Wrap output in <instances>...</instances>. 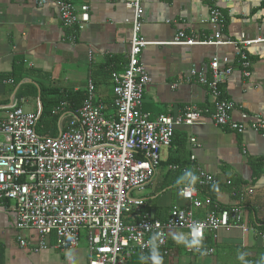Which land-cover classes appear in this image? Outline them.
<instances>
[{"label":"crops","instance_id":"obj_1","mask_svg":"<svg viewBox=\"0 0 264 264\" xmlns=\"http://www.w3.org/2000/svg\"><path fill=\"white\" fill-rule=\"evenodd\" d=\"M36 1L0 0V80L12 81L0 85V104L15 95L22 111L33 113L36 101L40 102V88L45 93L50 89L82 92L89 79L96 99L109 103L112 82L102 67L109 64V70L119 74L125 67L133 19L128 4L132 0H69L78 15L87 19L76 33L74 45L69 43L70 32L62 27L57 7L50 3L38 7ZM84 6L88 7L87 13L81 11ZM141 6L140 34L153 44L140 54L150 78L142 110L151 120L160 115L178 116L186 107L212 110L205 90L184 82L192 66H207L212 58L226 61L233 68L221 87L225 99L235 106L233 118L239 120L240 113H247L264 119V43L245 49L252 63L248 78L242 76L232 45L170 44L180 31L201 40L211 37L215 31L208 23L211 8L218 9L225 18L224 39L257 40L264 35V0H143ZM46 132L54 134L55 124ZM191 138L197 146L189 143ZM159 156L155 177L139 194L151 213L156 215L160 210L166 218L171 208L189 206L175 184L182 173L169 170V166L188 165L194 156L195 163L220 182L218 190L203 189L200 199L207 197L222 208L239 207L250 228L248 232L220 229L214 239L206 235L204 246L214 250L210 256L185 253L184 246L177 245L171 233L168 247L177 255L176 264H241L238 252L248 253L246 260L257 264L264 255V139L249 130L236 135L217 128L203 115L192 126L176 127L172 147L160 150ZM255 162L262 164L257 176L251 165ZM227 181L231 185L227 186ZM12 208V203L0 207V264H69V250L34 253L29 248L21 249L19 237L34 243L36 235L33 231L17 232ZM205 213L196 210L195 217L203 219ZM71 251L76 256L75 264H88L85 243Z\"/></svg>","mask_w":264,"mask_h":264},{"label":"built area","instance_id":"obj_2","mask_svg":"<svg viewBox=\"0 0 264 264\" xmlns=\"http://www.w3.org/2000/svg\"><path fill=\"white\" fill-rule=\"evenodd\" d=\"M142 2L132 0L128 4L133 11L129 52L123 71L111 72L109 103L96 99L89 79L79 109L68 111L67 104L61 102L53 111L57 116L54 134L37 131L39 100L33 113L23 112L15 95L6 104H0V207L12 203L17 232L33 231L36 235L34 243L19 237L21 249L29 248L34 253L76 249L80 231H84L88 264H128L136 254L148 252L147 241L158 231L163 234L159 249L164 264H176L177 255L168 247L171 233H188L196 222L204 225V240L206 235L214 239L220 229L250 230L239 207L221 209L207 197L200 199L203 189L220 182L201 169L194 156L188 165L169 167L181 173L191 169L199 177L194 190L182 196L189 202L187 208L173 207L166 219L160 221L145 210V199L132 196L133 191H143L155 177L160 150L172 147L175 128L192 126L203 115L217 128L236 135L249 130L264 139L263 118L247 113H240L239 120L233 118L235 106L221 91L233 68L217 58H212L207 66H192L184 79L185 83L205 90L212 103L211 111L186 107L178 116L150 119L142 110L150 78L140 62V54L153 44L140 34ZM48 3L57 7L62 27L70 32L69 43L76 44V33L83 29L87 19L78 15L69 0H37L35 5L42 7ZM81 11L87 13L88 7H82ZM208 23L215 29L211 37L201 40L180 31L170 44L232 45L242 76L250 77L252 63L245 49L264 43V35L254 41L224 39L225 18L216 8L209 10ZM11 83V79L0 80V85ZM175 88L173 84L172 89ZM189 143L197 146L193 138ZM225 184L231 185L229 181ZM196 210L206 212L203 219L195 217ZM204 248L208 252L205 256L213 254L212 248ZM184 251L201 256L185 247Z\"/></svg>","mask_w":264,"mask_h":264},{"label":"clouds","instance_id":"obj_3","mask_svg":"<svg viewBox=\"0 0 264 264\" xmlns=\"http://www.w3.org/2000/svg\"><path fill=\"white\" fill-rule=\"evenodd\" d=\"M199 177L191 169H185L183 173L176 179L175 184L178 187V194L180 196H185L188 192L194 190L195 184L198 182ZM183 186V187H181ZM212 190H218V185L213 184ZM72 238L69 237V240ZM172 239L177 245H182L189 251H195L201 256L208 254L207 250L204 248V225L196 222L194 223L188 233L175 232L172 233ZM163 242V234L161 232H153L148 241L146 247L148 248L147 254H141L139 256L140 264H164L163 257L159 252L160 244ZM248 253L238 252L237 259L241 264H250L246 260ZM67 259L69 264H75L76 256L69 250L67 252ZM257 264H264V255H261Z\"/></svg>","mask_w":264,"mask_h":264},{"label":"trees","instance_id":"obj_4","mask_svg":"<svg viewBox=\"0 0 264 264\" xmlns=\"http://www.w3.org/2000/svg\"><path fill=\"white\" fill-rule=\"evenodd\" d=\"M223 32V31H222ZM109 64H106L104 67H102V71L106 72L107 75L111 76V70H109L108 67ZM105 73V74H106ZM44 90H42L40 88V105H41V115L39 118V122H38V128L40 129V131L37 129L39 134H42L43 132H46L47 130H50L52 128V126L56 123L57 120V116L53 115V111L56 109V107L61 103V102H65L67 104V110L68 111H74L76 109H79L82 105V103L85 100V96H86V92L85 91H80V92H58L54 89H50L48 91H46V95L45 97L42 96ZM174 137V135H173ZM173 142V141H172ZM183 145V144H182ZM252 167L254 168V174H258L261 173V169H262V164L259 162H255L251 164ZM170 166H184V165H177L176 164H171ZM169 166V167H170ZM203 192V191H202ZM200 192V193H202ZM221 209H226V208H222L219 207ZM145 210L147 212H150L147 209V205ZM164 213H161L160 210H156V215L154 214L155 218L160 220V221H164L166 218L164 217L165 215H163ZM207 240V239H206ZM208 245L210 244V241L207 240ZM159 252L162 256V250L159 249ZM148 252H146L145 254H147ZM139 256L138 254H136L135 256H133L131 258V261L128 264H140V260H139ZM163 257V256H162ZM163 262H164V258H163Z\"/></svg>","mask_w":264,"mask_h":264},{"label":"rangeland","instance_id":"obj_5","mask_svg":"<svg viewBox=\"0 0 264 264\" xmlns=\"http://www.w3.org/2000/svg\"><path fill=\"white\" fill-rule=\"evenodd\" d=\"M39 131H40V129L39 128H37ZM140 192L139 191H133L132 192V196L133 197H139L140 195ZM86 244V247H87V243H86V238H85V232L84 231H80V243H79V246L81 245V244Z\"/></svg>","mask_w":264,"mask_h":264}]
</instances>
